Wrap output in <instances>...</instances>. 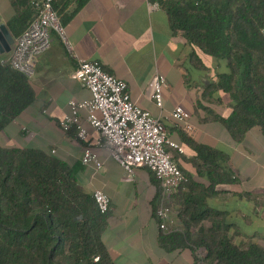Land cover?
<instances>
[{"label":"crops","instance_id":"crops-1","mask_svg":"<svg viewBox=\"0 0 264 264\" xmlns=\"http://www.w3.org/2000/svg\"><path fill=\"white\" fill-rule=\"evenodd\" d=\"M15 14L12 0H0V17L7 27ZM64 16H68L63 23L66 40L52 33V44L37 59L30 78L35 99L0 131V145L43 150L75 171L83 192L92 194L100 189L109 196L111 206L102 241L116 264H195L190 248L167 251L160 245L155 214L160 186L154 173L146 167L128 172L106 150L101 153V168L84 164L86 143L78 138L75 127L64 129L60 124L70 112V100L91 98L89 89L73 76L80 61H97L107 72L127 82L135 104L166 118L169 138L184 147L185 153H174V160L187 178L208 183L199 168L203 161L197 158L195 143L228 155L240 180L220 185V192L208 203L228 213L227 221L235 231H245L252 239L258 236L260 230L255 226L261 224L254 203L264 197V137L255 127L236 142L216 118L231 109L228 96L221 91L211 94L209 89L217 74L226 70L225 65L224 70L218 68L224 63L207 57L208 69L196 68L190 61L192 47L183 30H174L167 11L152 0H89L81 8L71 2ZM9 56L0 55L3 61ZM159 72L167 79L162 109L150 90ZM177 106L189 112L191 132L171 117ZM80 113L90 132L88 143L94 145L97 132L87 122L88 111L82 109ZM176 209L170 226L182 228Z\"/></svg>","mask_w":264,"mask_h":264},{"label":"trees","instance_id":"trees-1","mask_svg":"<svg viewBox=\"0 0 264 264\" xmlns=\"http://www.w3.org/2000/svg\"><path fill=\"white\" fill-rule=\"evenodd\" d=\"M88 1L54 0V7L65 23L68 4L81 8ZM152 1L167 11L174 30H183L196 68L208 69L207 57L225 64L209 89L231 99L229 113L216 116L230 137L241 142L255 127L264 137V0ZM12 3L16 14L8 28L17 38L40 8L35 0ZM30 78L0 57V131L34 101ZM195 146L208 183L187 178L174 194L183 227L160 228V245L190 248L195 264H264V243H237L228 213L208 203L220 185L240 180L228 155ZM108 213H100L93 193L79 188L65 161L40 149L0 145V264H116L102 241Z\"/></svg>","mask_w":264,"mask_h":264},{"label":"built area","instance_id":"built-area-1","mask_svg":"<svg viewBox=\"0 0 264 264\" xmlns=\"http://www.w3.org/2000/svg\"><path fill=\"white\" fill-rule=\"evenodd\" d=\"M35 1L40 8L39 15L15 38L8 59L15 69L30 77L36 71L37 59L51 46L52 33L66 40L62 18L54 7V0ZM67 46L71 48L68 43ZM73 76L89 89L91 98L70 100V112L60 124L64 129L75 127L78 138L86 143L83 163H93L101 168V153L106 150L128 172L141 167L151 170L160 186L156 211L159 227L166 231L172 229L171 215L178 207L174 194L187 177L174 160V153H185L184 147L169 138L166 118L154 116L135 104L128 92L127 82L107 72L97 61H80ZM166 84L167 79L160 72L150 84L151 97L161 109ZM82 109L88 111L87 122L97 132L94 145L88 143L90 132L82 122ZM171 117L185 131L193 130L190 114L182 106H177ZM93 197L100 213L107 214L111 206L109 196L97 189ZM95 260L98 261L99 257Z\"/></svg>","mask_w":264,"mask_h":264},{"label":"rangeland","instance_id":"rangeland-1","mask_svg":"<svg viewBox=\"0 0 264 264\" xmlns=\"http://www.w3.org/2000/svg\"><path fill=\"white\" fill-rule=\"evenodd\" d=\"M225 64L221 66H218V68H223ZM224 70V68H223ZM213 74V73H212ZM254 208L256 209L255 211L258 212L259 214V218H255L259 221V223L261 224V226H259V224H257L255 226V230H260L258 236H253V239L256 240L258 239L259 241H262L264 243V229L261 228L262 224L264 226V197H259L258 199H256V202L254 203ZM246 222V221H245ZM206 225L209 226L210 223L206 222ZM235 231V230H234ZM195 232H197V229H195ZM258 233V232H257ZM252 237L250 238V236H248V233H246L244 231V233L242 231H236L235 233V240L237 243L239 244H244V243H248L251 242Z\"/></svg>","mask_w":264,"mask_h":264},{"label":"water","instance_id":"water-1","mask_svg":"<svg viewBox=\"0 0 264 264\" xmlns=\"http://www.w3.org/2000/svg\"><path fill=\"white\" fill-rule=\"evenodd\" d=\"M15 38L0 17V55L10 53Z\"/></svg>","mask_w":264,"mask_h":264}]
</instances>
